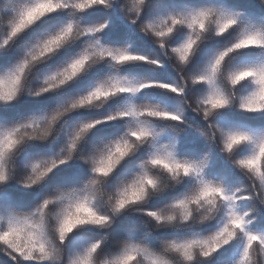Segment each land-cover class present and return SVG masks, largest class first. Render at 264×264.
Returning a JSON list of instances; mask_svg holds the SVG:
<instances>
[{"label": "snow or ice", "instance_id": "obj_1", "mask_svg": "<svg viewBox=\"0 0 264 264\" xmlns=\"http://www.w3.org/2000/svg\"><path fill=\"white\" fill-rule=\"evenodd\" d=\"M257 248L264 0H0V264Z\"/></svg>", "mask_w": 264, "mask_h": 264}, {"label": "clouds", "instance_id": "obj_2", "mask_svg": "<svg viewBox=\"0 0 264 264\" xmlns=\"http://www.w3.org/2000/svg\"><path fill=\"white\" fill-rule=\"evenodd\" d=\"M253 179H255V176L253 175ZM259 181L257 180V184ZM252 222L255 221V218H251ZM104 257H98L96 260V264H104ZM254 264H264V249L257 248L255 255H254Z\"/></svg>", "mask_w": 264, "mask_h": 264}, {"label": "trees", "instance_id": "obj_3", "mask_svg": "<svg viewBox=\"0 0 264 264\" xmlns=\"http://www.w3.org/2000/svg\"><path fill=\"white\" fill-rule=\"evenodd\" d=\"M254 223H255V221H254Z\"/></svg>", "mask_w": 264, "mask_h": 264}]
</instances>
